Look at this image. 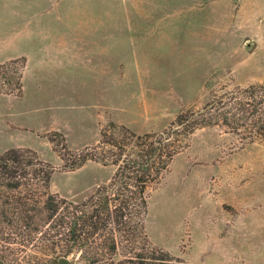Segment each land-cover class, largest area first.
Returning a JSON list of instances; mask_svg holds the SVG:
<instances>
[{"label": "rangeland", "instance_id": "rangeland-1", "mask_svg": "<svg viewBox=\"0 0 264 264\" xmlns=\"http://www.w3.org/2000/svg\"><path fill=\"white\" fill-rule=\"evenodd\" d=\"M6 1L11 8L20 7L22 16L13 15L11 8L4 11L3 36L13 26L17 34L23 31L24 19L46 26L48 16L55 19L59 12L63 18L65 10L71 17H84L85 23L116 22L119 37L125 28L134 29L129 33L135 36L145 34L140 42L119 45L117 62L112 49L108 66H117L116 74L100 75L116 76L117 85L108 77L96 81V71L105 65L85 70L79 61L80 67L71 65L69 71L73 76L84 73L87 94H77L75 76L76 89L68 90L74 102L51 103L57 99L52 87L63 71L57 63L41 67L33 55L40 71L31 74L30 68L22 93H0V154L11 148L35 151L54 168L51 192L75 202L108 182L117 165L89 159L70 170L65 164L77 160L79 153L91 154L110 135L122 141L125 136L113 131V123L137 134L162 132L180 112L202 111L216 100L226 102L229 93L264 84V0ZM17 41L29 42L23 36ZM38 84L45 87L43 92ZM7 88L0 78V89ZM107 90L117 93L96 94ZM253 128L233 131L219 124L200 127L188 137L174 134L179 152L146 192L147 238L135 240L131 233L118 232L116 254H107L105 261L144 247L167 251L189 264H264V134L251 137ZM129 141L125 138L124 143ZM101 242L95 240L94 246L101 247ZM67 258L70 264H88L83 251Z\"/></svg>", "mask_w": 264, "mask_h": 264}, {"label": "trees", "instance_id": "trees-1", "mask_svg": "<svg viewBox=\"0 0 264 264\" xmlns=\"http://www.w3.org/2000/svg\"><path fill=\"white\" fill-rule=\"evenodd\" d=\"M26 61L21 57L0 64V78L9 86L0 93H22ZM228 95L226 102L216 100L202 111L180 112L171 128L162 132L137 134L113 123V131L122 132L129 142L110 135L91 154L79 153L77 160L65 164L70 170L89 159L117 165L112 178L80 202L51 192L54 168L35 151L11 148L1 153L0 264H59L61 257L76 251H83L88 264H189L167 251L144 247H133L114 261L105 259L116 254L118 232L131 233L135 240L147 238L146 192L179 152L174 134L188 137L200 127L219 124L233 131L250 125L251 137L264 134V84ZM103 136L107 137L106 131ZM104 144L110 149L98 151ZM95 240H102L101 247L94 246Z\"/></svg>", "mask_w": 264, "mask_h": 264}, {"label": "crops", "instance_id": "crops-1", "mask_svg": "<svg viewBox=\"0 0 264 264\" xmlns=\"http://www.w3.org/2000/svg\"><path fill=\"white\" fill-rule=\"evenodd\" d=\"M9 8L11 7L7 5L6 0H0V63L17 57L25 56L27 58V65L24 73V82L26 81L30 68L32 69L31 74H34L35 71H40V68L35 66L36 62H34L32 59L33 55L41 67L42 65H46L48 63V66L51 64V67H54L57 63L63 73L57 80L52 75V72H50L52 78H54L55 82L58 84L56 87H52L55 89L53 92H57L52 96H55L57 99L56 101L51 99V103L58 101V104H66L69 101H72L74 95H71L68 90L73 91L76 89L74 84L75 76H77L78 80L77 85L79 83L77 94L81 96L85 93L84 87L86 88V83L84 81V73H78L77 75L75 74V76H73V74L69 71V67L71 65L72 68L76 67L75 65H77L78 69L80 67L79 61L82 62L81 66L84 67V69L86 68L85 70H91L93 66L94 70H96V68L105 65L102 69H100V73H98L99 70L96 71V81L101 82V79H107L108 77L111 81L115 80V85H117V77L110 76L111 72L116 74L117 66L114 70L112 69L111 65L108 66L109 57L112 58L113 56L112 49H115L114 58L115 62H117L116 57L118 56L119 45L124 44L126 41L140 42V40L145 39V37H143L145 34H137L135 36L134 33H129L130 31H134V29L127 28H125V35L122 34L121 37H119L118 25L116 22H111L109 24H99L97 22L94 24L85 23L84 17L82 18L83 20H81L79 17L74 18L76 17L75 15H73L74 17H71L70 12L67 10L64 11L66 13L63 18L59 17V12L54 14L57 16L55 19H52L51 16H48V19L46 20L48 21V24L46 26H39L36 24V22L33 24L32 19L29 21L24 19V33L21 29L19 34H17L16 29H14L13 26L9 35L3 36V33L7 34V31L3 28V24L6 23L4 11H6V9L9 10ZM11 10L13 15L18 17L22 16L20 7L14 6L11 8ZM45 12H48V10ZM47 15H51V13H48ZM36 16L37 11L34 12V20ZM38 21L39 19L37 22ZM58 22L61 23L60 27H58ZM49 23H51V25ZM53 23H56V26H54L55 24ZM148 30L149 29H147V31ZM147 34L148 33H146V36ZM18 36L27 37L29 42L27 44L21 45V43L17 41ZM119 38L121 40H119ZM49 61H51V63ZM107 72H110L109 76L100 75L101 73ZM80 87H83L82 92ZM44 88L45 87H43L41 84L37 85V90L39 92H43ZM64 88L65 90H63ZM93 89H98V86ZM113 92L114 91L110 92L107 90L105 93H96L93 91L90 93L101 95L113 94ZM47 93L49 94L51 91ZM116 93L117 90L113 95H116ZM34 96L35 95H33V97ZM65 98L67 100H65ZM123 114L126 115V113Z\"/></svg>", "mask_w": 264, "mask_h": 264}, {"label": "water", "instance_id": "water-1", "mask_svg": "<svg viewBox=\"0 0 264 264\" xmlns=\"http://www.w3.org/2000/svg\"><path fill=\"white\" fill-rule=\"evenodd\" d=\"M59 264H70V261L67 257H61L59 259Z\"/></svg>", "mask_w": 264, "mask_h": 264}]
</instances>
